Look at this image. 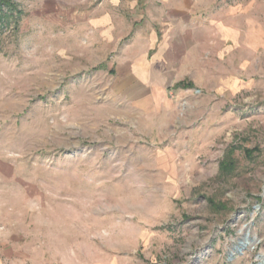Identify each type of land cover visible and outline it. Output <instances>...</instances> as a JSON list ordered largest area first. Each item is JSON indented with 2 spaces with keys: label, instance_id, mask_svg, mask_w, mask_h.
<instances>
[{
  "label": "rangeland",
  "instance_id": "obj_1",
  "mask_svg": "<svg viewBox=\"0 0 264 264\" xmlns=\"http://www.w3.org/2000/svg\"><path fill=\"white\" fill-rule=\"evenodd\" d=\"M9 1L0 264H264V0H194L203 48L164 134L123 119L107 62L65 43L92 0Z\"/></svg>",
  "mask_w": 264,
  "mask_h": 264
},
{
  "label": "crops",
  "instance_id": "obj_2",
  "mask_svg": "<svg viewBox=\"0 0 264 264\" xmlns=\"http://www.w3.org/2000/svg\"><path fill=\"white\" fill-rule=\"evenodd\" d=\"M195 4L194 0H92L90 11L75 13L66 23L74 29L63 31L65 43L75 45L77 53L88 51L90 65L107 62L105 97L117 112L128 111L122 118H137L140 126L143 120L150 124L154 120L146 132L161 126L164 134L174 128V97H186L181 89L192 79V49L197 43L203 48L204 42L195 38ZM166 142L162 164L174 172V139ZM3 175L2 183H11Z\"/></svg>",
  "mask_w": 264,
  "mask_h": 264
},
{
  "label": "trees",
  "instance_id": "obj_3",
  "mask_svg": "<svg viewBox=\"0 0 264 264\" xmlns=\"http://www.w3.org/2000/svg\"><path fill=\"white\" fill-rule=\"evenodd\" d=\"M3 5H6V6H10L11 7V4H10V1L9 0H0V8Z\"/></svg>",
  "mask_w": 264,
  "mask_h": 264
}]
</instances>
